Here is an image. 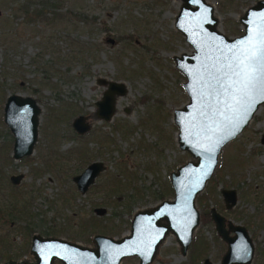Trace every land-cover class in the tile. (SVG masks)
<instances>
[{
	"label": "rangeland",
	"instance_id": "1",
	"mask_svg": "<svg viewBox=\"0 0 264 264\" xmlns=\"http://www.w3.org/2000/svg\"><path fill=\"white\" fill-rule=\"evenodd\" d=\"M16 1L22 0H0V263L32 260V233L83 246H92L96 233L126 235L134 211L172 197L168 173L192 158L178 147L172 120L173 108L186 101L184 77L172 56L191 49L173 25L178 0H47L48 19L32 23L11 14ZM206 1L218 28L232 36L241 32L238 16L254 0ZM99 79L124 87L114 95L107 120L95 115V101L107 86ZM10 93L31 97L38 108L32 151L18 158L11 155L13 136L2 120ZM77 114L90 124L81 134L71 127ZM92 160L100 161L103 170L80 193L71 177ZM9 174L22 178L13 184ZM222 188L235 191L229 208ZM195 206L199 215L214 207L243 225L259 254L260 263L253 256L249 264H261L264 101L221 147ZM95 207L104 212L96 214ZM204 243L208 248L201 251ZM224 248L212 221H199L184 254L168 233L149 264H201L203 255L219 264ZM118 264H137V257Z\"/></svg>",
	"mask_w": 264,
	"mask_h": 264
},
{
	"label": "water",
	"instance_id": "2",
	"mask_svg": "<svg viewBox=\"0 0 264 264\" xmlns=\"http://www.w3.org/2000/svg\"><path fill=\"white\" fill-rule=\"evenodd\" d=\"M178 1L173 25L191 49L172 56L174 66L184 77L182 87L186 94V101L173 108L172 120L177 127L178 147L192 158L168 173L172 197L134 211L128 233L120 238L96 233L91 237L92 246H83L60 237L32 233L28 246L32 260L6 259L0 264H53L55 260L62 264H118L122 258L133 255L138 264H149L168 233L174 235L180 253H185L199 222L196 194L213 172L221 147L241 131L264 101L262 84L250 94V102L259 101L254 108L237 103L242 88L239 73L248 63L246 57L264 49V0H254L243 10L237 19L241 32L232 36L218 28L214 8L206 0ZM98 81L107 86L95 101V115L107 120L113 111L114 95L123 93L124 87L115 81ZM2 107V120L13 136L11 155H28L36 136L38 108L34 100L10 93ZM246 109L250 115L245 114ZM89 126L82 114L71 120V127L79 134ZM102 167L100 161H92L72 177L81 193ZM20 177L21 174H14L9 179L15 184ZM220 193L225 208L235 204L234 189L222 188ZM103 211L95 208L97 214ZM209 216L216 233L226 242L220 264L248 263L252 245L245 227L225 219L214 207L209 208Z\"/></svg>",
	"mask_w": 264,
	"mask_h": 264
},
{
	"label": "snow or ice",
	"instance_id": "3",
	"mask_svg": "<svg viewBox=\"0 0 264 264\" xmlns=\"http://www.w3.org/2000/svg\"><path fill=\"white\" fill-rule=\"evenodd\" d=\"M248 63L240 70L242 77V88L240 89V98L237 103H247L248 108H254V104L259 101H251V93L255 92L262 84H264V49L259 54L252 53L246 57ZM246 115H250V111L246 109Z\"/></svg>",
	"mask_w": 264,
	"mask_h": 264
},
{
	"label": "trees",
	"instance_id": "4",
	"mask_svg": "<svg viewBox=\"0 0 264 264\" xmlns=\"http://www.w3.org/2000/svg\"><path fill=\"white\" fill-rule=\"evenodd\" d=\"M48 1L47 0H37L36 2H32L30 0H25V1H16L14 2L13 7H11V14L16 15L20 14V16L25 19V22H34L35 20L39 19H48L45 18V12L49 10V7H47ZM53 5V4H51ZM71 12V11H70ZM71 14L76 15L75 12H72ZM58 17V16H56ZM84 17V16H83ZM74 19H82V18H74ZM85 21V20H84ZM230 28H228L229 30ZM230 31H235V29H230ZM239 31V30H237ZM161 199L163 197H160ZM12 205V204H11ZM22 207L25 205L24 203L21 204ZM12 207V206H11ZM20 207V206H19ZM19 207L16 205L15 210H18ZM26 209V207H23ZM11 216H16L15 214H11ZM200 222L202 224H207L210 222V217H209V210H204L200 213Z\"/></svg>",
	"mask_w": 264,
	"mask_h": 264
},
{
	"label": "flooded vegetation",
	"instance_id": "5",
	"mask_svg": "<svg viewBox=\"0 0 264 264\" xmlns=\"http://www.w3.org/2000/svg\"><path fill=\"white\" fill-rule=\"evenodd\" d=\"M92 161H94V160H92ZM92 161H89L88 163H90V162H92ZM98 162V161H97ZM87 163V164H88ZM86 164V165H87ZM85 165V166H86ZM84 166V167H85ZM83 167V168H84ZM82 168V169H83ZM82 169L78 172V173H80L81 171H82ZM103 170V167H102V169L99 171V172H101ZM98 172V173H99ZM78 173H74L73 174V176L74 175H76V174H78ZM10 175H14V174H9L8 175V180L10 181V179H9V176ZM97 175V174H96ZM95 175V176H96ZM72 176V177H73ZM94 176V177H95ZM72 177H71V179H72ZM93 177V178H94ZM22 178V175H21V177L19 178V180H18V182L20 181V179ZM73 181V180H72ZM93 181V180H92ZM11 182V181H10ZM17 182V183H18ZM74 182V181H73ZM12 183V182H11ZM17 183H15V184H17ZM74 184H75V186H76V183L74 182ZM88 186V185H87ZM87 188V187H86ZM76 189L78 190V188H77V186H76ZM79 191V190H78ZM80 192V191H79ZM81 193V192H80ZM83 193V192H82ZM163 199V198H162ZM96 208V207H95ZM95 208L93 209L94 210V212H95ZM100 208H102V209H104L103 207H100ZM146 208V207H145ZM141 209H143V208H141ZM215 209V208H214ZM139 210V209H138ZM217 211V210H216ZM104 212V211H103ZM218 212V211H217ZM96 213V212H95ZM134 213V212H133ZM132 213V214H133ZM219 213V212H218ZM97 214V213H96ZM219 214H221V213H219ZM222 215V214H221ZM132 216V215H131ZM223 216V215H222ZM210 217V216H209ZM131 218V217H130ZM225 219H227V218H225ZM130 221V220H129ZM199 221H200V215H199ZM210 221H212L211 219H210ZM199 223V222H198ZM201 223V222H200ZM210 223V222H209ZM212 223H213V221H212ZM198 225V224H197ZM197 225L195 226V228L197 227ZM213 227H214V224H213ZM226 227V226H225ZM195 228L193 229V231L195 230ZM128 229H129V226H128ZM214 230H215V228H214ZM216 232V231H215ZM192 234H193V232H192ZM192 234H191V236H192ZM217 234V233H216ZM229 234L231 235L232 234V232H229ZM173 235V234H172ZM124 236V235H123ZM174 236V235H173ZM55 237V236H54ZM118 238H120V237H118ZM175 238V237H174ZM165 239V238H164ZM191 239V238H190ZM221 239V238H220ZM176 240V239H175ZM202 241V240H201ZM224 241V240H223ZM250 241H251V239H250ZM225 242V241H224ZM251 245H252V241H251ZM187 246H188V244H187ZM187 248V247H186ZM208 248V245L206 244V243H204V244H201V251H203L204 249H207ZM261 248V250H262V255H263V253H264V250H263V248L262 247H260ZM225 249H226V242H225V248H224V250H223V252L221 253V255H220V257H219V264H220V259H221V256H222V254L224 253V251H225ZM257 249V247H255V249H254V246L252 245V252H251V257H250V260H249V262L248 263H245V264H249L252 260H253V256H254V259L256 258V256L258 257V262H259V254H258V251L256 250ZM180 252V251H179ZM185 252H186V250H185ZM191 253V252H190ZM134 256V255H133ZM264 256V255H263ZM127 257H129V256H127ZM137 257V256H136ZM188 259H192V256H189L188 255ZM257 259V258H256ZM204 261H207V262H209L210 264H212V261L209 259V256L208 255H203V257H202V260L200 261V263L201 264H204ZM263 261H264V257H263V260H262V262H261V264H263ZM151 263V262H150ZM260 263V262H259ZM137 264H138V258H137Z\"/></svg>",
	"mask_w": 264,
	"mask_h": 264
}]
</instances>
